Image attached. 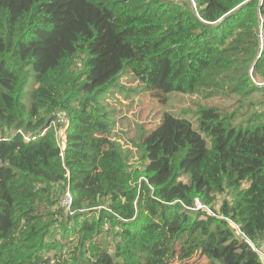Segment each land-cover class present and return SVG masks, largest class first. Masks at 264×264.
<instances>
[{
	"label": "trees",
	"instance_id": "16d2710c",
	"mask_svg": "<svg viewBox=\"0 0 264 264\" xmlns=\"http://www.w3.org/2000/svg\"><path fill=\"white\" fill-rule=\"evenodd\" d=\"M127 75L231 105L199 107L196 126L164 113L136 166L103 102ZM251 244L264 247V0H0V264H264Z\"/></svg>",
	"mask_w": 264,
	"mask_h": 264
},
{
	"label": "rangeland",
	"instance_id": "374dc122",
	"mask_svg": "<svg viewBox=\"0 0 264 264\" xmlns=\"http://www.w3.org/2000/svg\"><path fill=\"white\" fill-rule=\"evenodd\" d=\"M128 75L121 81L123 87L119 86L118 88L121 89H115L114 93L111 91L103 102L109 110L113 111L112 121L115 124L113 139L130 150L131 162L136 166L141 165L140 154L136 147V144H139L140 136L144 132L149 133L155 129L160 124L164 113L191 120L196 126L197 119H195L194 113L199 107L216 105L223 108L231 105L224 96L208 98L206 93L198 95L165 94L159 89L143 87ZM31 94L32 88L29 85L25 92L27 106L30 105ZM63 124L67 128L66 119ZM60 132L63 133V130L60 129ZM208 262L209 260L205 257L195 256L188 264H207Z\"/></svg>",
	"mask_w": 264,
	"mask_h": 264
},
{
	"label": "built area",
	"instance_id": "2783aa9c",
	"mask_svg": "<svg viewBox=\"0 0 264 264\" xmlns=\"http://www.w3.org/2000/svg\"><path fill=\"white\" fill-rule=\"evenodd\" d=\"M59 122L64 125V118L59 117ZM52 127L54 128L55 132H56V137L58 138V140H62V137L64 135V131L66 128H63L61 130H63V133L60 132V129L58 127L57 122H53ZM66 127V126H65ZM47 130H45L43 132V134H45ZM24 138L26 141H29V137L27 135L24 134ZM72 203H73V197L72 194L69 190L66 191V193L64 194V198L61 200V207L63 208L64 213L68 216V217H73V212L71 211V207H72ZM199 203L201 204V202H197L196 204V210H205L206 208L201 204L199 205ZM237 228V227H236ZM252 248H256L253 244H251ZM258 254L262 257L263 261H264V250L263 249H258L257 250Z\"/></svg>",
	"mask_w": 264,
	"mask_h": 264
},
{
	"label": "water",
	"instance_id": "95a60500",
	"mask_svg": "<svg viewBox=\"0 0 264 264\" xmlns=\"http://www.w3.org/2000/svg\"><path fill=\"white\" fill-rule=\"evenodd\" d=\"M191 1V3H193V0H190ZM254 66H255V63L253 64V66L251 67V69H250V77H252V71H253V69H254ZM252 80L255 82V80L252 78ZM201 205V204H200Z\"/></svg>",
	"mask_w": 264,
	"mask_h": 264
},
{
	"label": "bare ground",
	"instance_id": "6f19581e",
	"mask_svg": "<svg viewBox=\"0 0 264 264\" xmlns=\"http://www.w3.org/2000/svg\"><path fill=\"white\" fill-rule=\"evenodd\" d=\"M258 249H264V247L262 248V247H260V248H255V250L257 251Z\"/></svg>",
	"mask_w": 264,
	"mask_h": 264
},
{
	"label": "crops",
	"instance_id": "0c3cea01",
	"mask_svg": "<svg viewBox=\"0 0 264 264\" xmlns=\"http://www.w3.org/2000/svg\"><path fill=\"white\" fill-rule=\"evenodd\" d=\"M264 250V249H263Z\"/></svg>",
	"mask_w": 264,
	"mask_h": 264
}]
</instances>
